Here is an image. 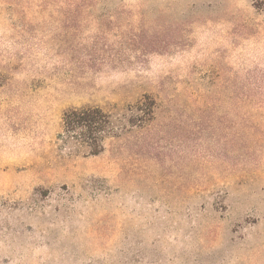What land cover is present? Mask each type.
Returning <instances> with one entry per match:
<instances>
[{"label":"rangeland","instance_id":"obj_1","mask_svg":"<svg viewBox=\"0 0 264 264\" xmlns=\"http://www.w3.org/2000/svg\"><path fill=\"white\" fill-rule=\"evenodd\" d=\"M0 264H264V0H0Z\"/></svg>","mask_w":264,"mask_h":264},{"label":"trees","instance_id":"obj_2","mask_svg":"<svg viewBox=\"0 0 264 264\" xmlns=\"http://www.w3.org/2000/svg\"><path fill=\"white\" fill-rule=\"evenodd\" d=\"M63 121L66 141L86 146L93 154L102 151L104 140L117 128L111 113L98 106L71 108L64 113Z\"/></svg>","mask_w":264,"mask_h":264}]
</instances>
